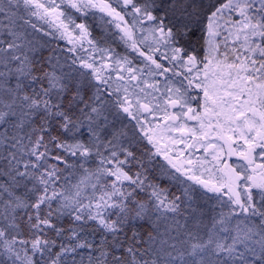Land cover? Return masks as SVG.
Returning <instances> with one entry per match:
<instances>
[{"label":"snow or ice","instance_id":"1","mask_svg":"<svg viewBox=\"0 0 264 264\" xmlns=\"http://www.w3.org/2000/svg\"><path fill=\"white\" fill-rule=\"evenodd\" d=\"M0 264H264V0H0Z\"/></svg>","mask_w":264,"mask_h":264},{"label":"rangeland","instance_id":"2","mask_svg":"<svg viewBox=\"0 0 264 264\" xmlns=\"http://www.w3.org/2000/svg\"><path fill=\"white\" fill-rule=\"evenodd\" d=\"M93 11L96 13L97 18L102 15V13H100L98 9H94ZM87 19H88V23L92 25L93 36L99 37L101 33L98 27V23H99L98 19L97 21H93L91 16H89ZM61 43H64V42H61ZM85 47H87L86 43H85ZM118 51H123V48L118 49Z\"/></svg>","mask_w":264,"mask_h":264}]
</instances>
